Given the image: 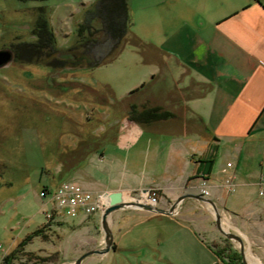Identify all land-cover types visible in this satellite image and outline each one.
Segmentation results:
<instances>
[{"label":"crops","instance_id":"crops-1","mask_svg":"<svg viewBox=\"0 0 264 264\" xmlns=\"http://www.w3.org/2000/svg\"><path fill=\"white\" fill-rule=\"evenodd\" d=\"M191 1L192 12L178 11L175 22L162 19L163 44L144 54L158 72L143 84L145 94L135 91L128 104L173 116L123 126L119 121L98 147L65 151L72 157L65 173L93 196L121 191L137 198L155 189L162 209L207 188L205 198L221 216L252 238L264 218L258 194L264 187V0ZM204 205L186 199L173 216L116 211L108 219L112 248L82 264H112L117 253H129V264H225L209 241L208 214L196 217L207 211ZM100 217H76L72 231L85 243L66 260L102 245ZM89 224L93 229L87 230Z\"/></svg>","mask_w":264,"mask_h":264},{"label":"rangeland","instance_id":"rangeland-1","mask_svg":"<svg viewBox=\"0 0 264 264\" xmlns=\"http://www.w3.org/2000/svg\"><path fill=\"white\" fill-rule=\"evenodd\" d=\"M96 3L97 0L41 2L55 37V55L47 57L43 52L39 57L31 56L30 62L13 58L7 67L0 68V264H72L76 260L66 259L85 243L80 232L75 234L71 228L80 218L57 214L55 205L41 194L53 193L66 183L88 192L77 181L68 179L65 171L72 157L65 156V151L75 147L79 153L89 146L96 148L107 141L119 121L122 126L130 121V96L136 88L144 95L143 84L158 72L157 65L146 59L145 51L163 44L166 29L162 19L175 22L178 11L192 12L195 2L129 0L131 25L123 49L115 57H107L114 42L96 18L91 30L96 35L95 42L78 46L77 26ZM32 4L0 0V50H12L10 46L17 37L25 42L33 39L30 30L36 13ZM59 60L75 62L61 70L48 66ZM205 209H200L196 217L203 220V214H208L205 223L212 228L211 244L225 255L239 253V244L225 239L214 226L211 207ZM223 220V229L244 239L246 261L264 264V218L263 226L252 230V238ZM86 226L87 230L93 229L91 224ZM35 231H40L39 236L18 248ZM11 253L13 258L6 262ZM126 254H115L111 263L129 264L130 255Z\"/></svg>","mask_w":264,"mask_h":264},{"label":"trees","instance_id":"trees-1","mask_svg":"<svg viewBox=\"0 0 264 264\" xmlns=\"http://www.w3.org/2000/svg\"><path fill=\"white\" fill-rule=\"evenodd\" d=\"M17 1L21 3L32 2L33 4L31 8L36 14L35 22L30 30L33 39L30 42H25L17 37L14 40V43L10 46L15 55V61L26 58L28 59L27 62H30V60L32 61L31 56L39 57L43 52H46L45 55L47 57L54 56L56 53L55 37L48 22L46 7L41 4V2H45L46 0ZM95 18L96 20H100L103 32L107 35L110 41L114 42L111 50L107 53V57H115L123 49L131 25L129 0H97L93 10L87 11L82 22L77 26L76 36L78 38V46L86 41V44L88 43V45L95 42L94 38H96V35L94 36L91 32ZM106 60L108 59L106 58ZM57 62L59 67L65 65V61L59 60ZM101 63L103 64V61H101ZM52 65L54 64H48V66ZM135 91L136 90L133 92ZM132 112L133 113H130V121L140 123H151L165 120L173 116L170 112L164 111L161 108H145L140 111L136 110L133 106ZM39 234L40 231H35L27 236L19 243L18 248L22 249L26 242L30 241L34 236H39ZM217 254L225 259V264H239L241 261L239 253L234 252L225 255L224 251H217ZM13 256L14 253L6 256L5 261L8 262Z\"/></svg>","mask_w":264,"mask_h":264},{"label":"water","instance_id":"water-1","mask_svg":"<svg viewBox=\"0 0 264 264\" xmlns=\"http://www.w3.org/2000/svg\"><path fill=\"white\" fill-rule=\"evenodd\" d=\"M14 58L13 51L10 49L0 50V68L7 67ZM123 193L121 191H112L107 192L103 195L104 198L108 199L107 207L102 211L100 217V228L103 233V241L100 247H96L91 249L85 253H83L80 257H78L72 264H82V262L92 256H101L107 254L113 246V235L112 231L109 228V217L112 213L121 210H140L146 211L153 214H159L164 216H173L176 214L177 208L182 204V202L186 199H194L199 202H203L211 207L213 211V218L215 227L218 232L227 240L233 241L239 244V254L241 258V262L243 264H250L245 259L244 252V239L240 236V234L232 233L230 230H225L222 227L224 220L215 205V203L209 199H205L198 195H183L179 197L168 209H162L160 207H152L146 204L139 203L134 200L135 197L127 196L128 201H124Z\"/></svg>","mask_w":264,"mask_h":264},{"label":"built area","instance_id":"built-area-1","mask_svg":"<svg viewBox=\"0 0 264 264\" xmlns=\"http://www.w3.org/2000/svg\"><path fill=\"white\" fill-rule=\"evenodd\" d=\"M224 187L229 191L233 190L231 181H226ZM201 197L209 196L207 188L200 189ZM41 196L48 198V201L55 205L54 210L62 216H70L71 218L79 215L90 216L95 213H102L108 205V199L103 195L93 196L90 192L84 191L77 185L63 184L57 188L55 192L44 193ZM123 196L124 201H128ZM259 197L264 200V187L259 191ZM135 201L152 207H157L160 197L157 190H146L140 193L139 197L134 198Z\"/></svg>","mask_w":264,"mask_h":264},{"label":"flooded vegetation","instance_id":"flooded-vegetation-1","mask_svg":"<svg viewBox=\"0 0 264 264\" xmlns=\"http://www.w3.org/2000/svg\"><path fill=\"white\" fill-rule=\"evenodd\" d=\"M14 57H15V55H14ZM60 61H65V65L59 67L58 64H57L58 62H55V64L52 65L51 68H54V69L56 68L55 70H58L57 68H59V70H61V69L68 68V65L69 64H72L73 62H75V60H71V61H68V60H60Z\"/></svg>","mask_w":264,"mask_h":264},{"label":"bare ground","instance_id":"bare-ground-1","mask_svg":"<svg viewBox=\"0 0 264 264\" xmlns=\"http://www.w3.org/2000/svg\"><path fill=\"white\" fill-rule=\"evenodd\" d=\"M126 199V198H125ZM127 200V199H126ZM228 229V228H227Z\"/></svg>","mask_w":264,"mask_h":264}]
</instances>
